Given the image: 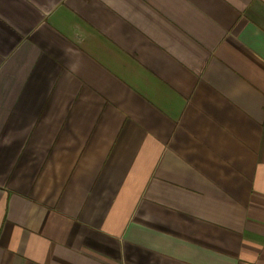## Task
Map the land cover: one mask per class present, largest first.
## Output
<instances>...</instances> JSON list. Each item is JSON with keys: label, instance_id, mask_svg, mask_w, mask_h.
<instances>
[{"label": "crops", "instance_id": "crops-1", "mask_svg": "<svg viewBox=\"0 0 264 264\" xmlns=\"http://www.w3.org/2000/svg\"><path fill=\"white\" fill-rule=\"evenodd\" d=\"M0 264H264V0H0Z\"/></svg>", "mask_w": 264, "mask_h": 264}]
</instances>
